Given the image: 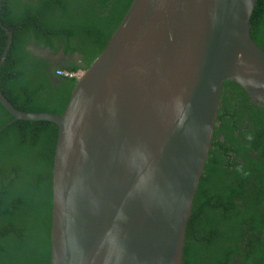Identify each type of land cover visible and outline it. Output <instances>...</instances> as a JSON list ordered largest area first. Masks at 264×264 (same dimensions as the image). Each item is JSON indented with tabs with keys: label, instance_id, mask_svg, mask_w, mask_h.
I'll list each match as a JSON object with an SVG mask.
<instances>
[{
	"label": "water",
	"instance_id": "water-1",
	"mask_svg": "<svg viewBox=\"0 0 264 264\" xmlns=\"http://www.w3.org/2000/svg\"><path fill=\"white\" fill-rule=\"evenodd\" d=\"M258 2L134 0L61 115L18 110L0 90L15 120L58 127L50 264H184L225 84L264 108ZM1 10L0 68L14 40Z\"/></svg>",
	"mask_w": 264,
	"mask_h": 264
},
{
	"label": "trees",
	"instance_id": "trees-1",
	"mask_svg": "<svg viewBox=\"0 0 264 264\" xmlns=\"http://www.w3.org/2000/svg\"><path fill=\"white\" fill-rule=\"evenodd\" d=\"M1 1V21L14 40L0 68V90L18 110L61 115L77 77L59 73L89 68L134 0ZM252 36L264 50V0L252 18ZM32 38L45 47H73L86 66L73 62V70L58 67L51 76L35 63L28 49ZM7 39L0 26V60ZM230 88L241 103L228 113ZM226 116L231 122L224 127ZM235 129L241 135H232ZM221 133L227 134L226 142ZM57 139V125L15 120L0 103V264L51 262ZM212 143L187 228L184 264H264V108L237 84H225ZM225 151L237 154L227 163L231 168L225 167Z\"/></svg>",
	"mask_w": 264,
	"mask_h": 264
},
{
	"label": "flooded vegetation",
	"instance_id": "flooded-vegetation-1",
	"mask_svg": "<svg viewBox=\"0 0 264 264\" xmlns=\"http://www.w3.org/2000/svg\"><path fill=\"white\" fill-rule=\"evenodd\" d=\"M2 7H3V2L0 5V10L2 9ZM34 40H35L34 38L29 40V42H31V43H30V45H28V49L32 52V57H33L35 63L39 64L41 66L42 70L47 71L51 76L54 75L55 69L58 67H66L69 70H71V69L73 70L74 66L70 67L73 62H74L73 65H80L83 67L86 66V63L84 61H82L83 55H81L77 50H73V47H65L63 45L62 46L59 45L55 49L52 47H45L44 44L38 45L35 43ZM66 50H69L70 52H66ZM82 72H83L82 69H80L78 72L73 74L74 76L72 75V77H78L79 74ZM237 96L238 95H237L235 89L230 88L228 90V92L226 94L227 102L224 104L226 112H228V113L232 112L234 106H237V108L240 109V106H238V103H241V99H238ZM242 113H246V111H243ZM229 122H231V117L226 116V122H223L224 127ZM222 129H224V128H222ZM220 135H221L220 136L221 142H226L225 135H227V134L221 133ZM232 135L239 136V135H241V133L235 129L233 131ZM227 146L231 147L230 151L234 148V146L231 143H228ZM229 153H228V151H225L224 153H222L223 156L225 157V162H226L225 167L226 168H231L230 166H228L227 163L230 162L229 160L237 157V154L235 152L232 154H229ZM205 167H206V165H205ZM204 170H205V168H204ZM203 174H204V172H203ZM238 203L240 205L243 204L241 201H239ZM260 214H262V211H260ZM263 235H264V232H263ZM262 238H263V236H262ZM262 242H263V240H262ZM236 264H238L237 260H236Z\"/></svg>",
	"mask_w": 264,
	"mask_h": 264
},
{
	"label": "built area",
	"instance_id": "built-area-1",
	"mask_svg": "<svg viewBox=\"0 0 264 264\" xmlns=\"http://www.w3.org/2000/svg\"><path fill=\"white\" fill-rule=\"evenodd\" d=\"M60 75H64V76H67V77H72L73 74H70L68 72H63V73H59ZM74 76V75H73Z\"/></svg>",
	"mask_w": 264,
	"mask_h": 264
}]
</instances>
